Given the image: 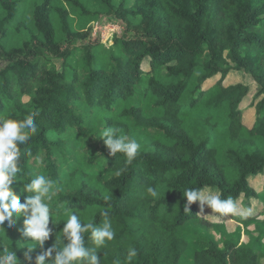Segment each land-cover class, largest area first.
I'll use <instances>...</instances> for the list:
<instances>
[{
    "label": "trees",
    "instance_id": "1",
    "mask_svg": "<svg viewBox=\"0 0 264 264\" xmlns=\"http://www.w3.org/2000/svg\"><path fill=\"white\" fill-rule=\"evenodd\" d=\"M83 1L0 0V119L39 113L37 132L20 146L23 167L11 187L21 203L23 184L38 174L59 187L52 235L33 250L32 264L63 235L68 208L78 210L82 223L99 224L100 213H109L116 235L97 252L102 264L117 258L129 264L128 247L138 252L131 264H182L189 248L179 229L191 221L209 224L199 202L184 213L185 189L216 190L247 210L263 202L264 189L256 191L249 179L264 175V10L257 0H135L141 20L133 26L124 2L113 9L107 1L131 36L105 49L72 27L71 16H92ZM52 59L62 61L61 71ZM232 70L259 87L250 126L239 109L249 88L223 85ZM105 127L140 143L130 164L121 153L109 154L100 138ZM149 186L158 198L147 194ZM23 220L2 225L0 247L27 264L31 241L22 235ZM191 258L192 264H264V251L234 243L220 249L207 240Z\"/></svg>",
    "mask_w": 264,
    "mask_h": 264
},
{
    "label": "clouds",
    "instance_id": "2",
    "mask_svg": "<svg viewBox=\"0 0 264 264\" xmlns=\"http://www.w3.org/2000/svg\"><path fill=\"white\" fill-rule=\"evenodd\" d=\"M38 114V112L29 113L22 120L0 119V234L5 233L2 225L6 221L11 227L15 225L18 218L24 217L22 235L31 241L27 244V251L24 253L27 264H32L33 250L37 247L43 249L45 242L52 235L49 227L50 220L52 222L51 202L59 191L56 182L42 174L36 175L30 182L23 184L21 194H27L23 203H21L20 195L15 194L11 187L23 167L18 162L21 158L20 146L29 141L30 133L37 132L35 118ZM117 131L113 127H105L100 138L103 139L110 155L116 156L117 153H121L130 164L136 158L141 145L136 139L117 135ZM27 155L31 156V152L28 151ZM117 175H120V172H117ZM146 191L153 198L159 197V192L152 186H149ZM183 196L186 200L185 214H189L190 206L196 202H199L200 216L205 218L221 219L236 215L240 211L235 199L231 196L221 198L210 188H188L183 191ZM205 206L217 215L204 216ZM250 211L249 209L248 212ZM77 213V209L64 210L63 215L67 219L63 223V235L57 236L55 244L35 258V264H46L50 259L51 264H102L104 258H99L97 252L106 248L116 235L109 213L107 211L100 213L104 219L99 224L82 223ZM89 232L92 247L86 246L84 238V233ZM64 240L67 241L66 245L63 243ZM54 252L55 256L52 258ZM137 254L135 247H128L129 264ZM0 264H21V262L17 259L15 251L5 246L0 247ZM112 264H121V260L114 259Z\"/></svg>",
    "mask_w": 264,
    "mask_h": 264
},
{
    "label": "rangeland",
    "instance_id": "3",
    "mask_svg": "<svg viewBox=\"0 0 264 264\" xmlns=\"http://www.w3.org/2000/svg\"><path fill=\"white\" fill-rule=\"evenodd\" d=\"M62 1L57 0V2ZM107 1L110 6H113V9L119 8L120 4L124 2V6L130 11L126 16L127 22H130L133 26L140 23L141 19L134 8L135 0H84V6L92 16L89 19L82 20L71 16V24L74 29L78 27L83 29L93 41L103 46V48L110 49L115 39L125 35L129 37L131 33L126 29L123 20L117 19L110 14L109 4H106ZM257 1L256 5L264 10V0ZM27 37L28 35L24 33L22 39ZM16 43H19L18 39ZM51 62L58 71H61L62 61L60 59H52ZM236 84H242L249 88L247 95L243 97L244 99L239 105V109L243 112L244 125L250 126L255 118L253 105L260 99L259 87L250 75L232 70L225 78L223 85L226 87ZM249 182L256 191L264 189V175L251 177ZM213 191L218 194L216 190ZM261 200L263 201L261 204L260 202H254L250 208L251 211L247 212L249 215L254 216L260 210L259 217L251 221L242 217L248 211L245 208V204H242V200L237 203L240 210L238 214L221 219L200 216V206H198L199 216L207 220L209 224L205 226L196 221H191L179 229L178 234L185 237L189 248L188 252H185L182 256L181 263L192 264V252L196 249L206 248L207 240H212L220 249H223L227 244L234 243L239 247H246L253 251H264V193L261 195ZM207 215L217 214L212 213L211 209L205 206L204 216Z\"/></svg>",
    "mask_w": 264,
    "mask_h": 264
},
{
    "label": "built area",
    "instance_id": "4",
    "mask_svg": "<svg viewBox=\"0 0 264 264\" xmlns=\"http://www.w3.org/2000/svg\"><path fill=\"white\" fill-rule=\"evenodd\" d=\"M91 38V37H90Z\"/></svg>",
    "mask_w": 264,
    "mask_h": 264
}]
</instances>
